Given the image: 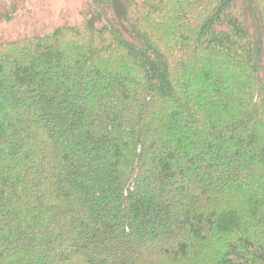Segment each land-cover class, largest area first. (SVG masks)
<instances>
[{
  "label": "trees",
  "instance_id": "trees-1",
  "mask_svg": "<svg viewBox=\"0 0 264 264\" xmlns=\"http://www.w3.org/2000/svg\"><path fill=\"white\" fill-rule=\"evenodd\" d=\"M81 13L0 40V264H264V0Z\"/></svg>",
  "mask_w": 264,
  "mask_h": 264
},
{
  "label": "rangeland",
  "instance_id": "rangeland-1",
  "mask_svg": "<svg viewBox=\"0 0 264 264\" xmlns=\"http://www.w3.org/2000/svg\"><path fill=\"white\" fill-rule=\"evenodd\" d=\"M13 18L0 20V40L45 34L59 26L76 25L85 0H25Z\"/></svg>",
  "mask_w": 264,
  "mask_h": 264
}]
</instances>
